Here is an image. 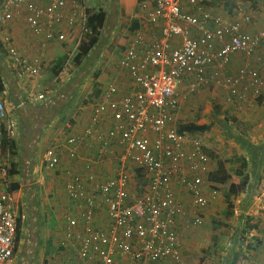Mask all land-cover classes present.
Returning <instances> with one entry per match:
<instances>
[{
	"label": "crops",
	"instance_id": "1",
	"mask_svg": "<svg viewBox=\"0 0 264 264\" xmlns=\"http://www.w3.org/2000/svg\"><path fill=\"white\" fill-rule=\"evenodd\" d=\"M203 1L208 9L228 19L233 16L235 8L243 7L252 16L245 32L264 31V0ZM144 2H148L149 8L154 4L152 0H96V4L90 6L86 3L87 9L103 8L107 23L99 43L79 67L71 63L82 35L79 25L71 26L65 20L49 28L53 34L65 33L67 40L63 42L56 37L48 39V29L36 35L27 23L25 5L15 9L14 18L5 26L0 25V78L4 84L0 99L7 111L4 128L7 130L12 124L16 133L17 177L13 182L17 188L12 190L18 198L20 213L25 217L21 221L20 242L13 264H25V257L19 254L24 241L27 245L37 246L38 238L46 237L42 223L47 214L49 234L45 247L49 240L48 264H64V216L69 212L78 215L83 208V202L70 198L65 189L75 175L94 174L106 178L116 177L123 171L130 176L128 190L133 197L148 191L149 179L141 169L133 163H128L126 168L120 166L123 146L119 141L111 143L107 159L92 166L85 161L100 149L98 139L93 138L91 143L80 147L75 159L67 152L70 138L94 127L103 132L112 127L110 111L101 119L94 117V109L108 95L110 86L118 89L115 99L133 93L136 82L127 70L120 67V59L139 37L141 44L136 50L139 55H144L161 38L163 29L162 22L151 23L145 17ZM3 3L0 2V15ZM230 3L232 12L227 7ZM69 10L70 7L66 10V17ZM134 21L139 27L131 30ZM5 36L11 38L26 58L40 59L43 64L40 75L20 76V69L9 56ZM246 64L260 72L263 87L262 94L253 98L242 111L225 104L226 91L213 81L211 73L207 75L208 83L186 99L184 94H187L191 78L179 86V108L169 128L180 132L181 125L188 129L197 127L195 132L183 133L200 138L210 156V169L203 184V195L210 199V203L201 212L204 219L201 226L186 224L196 215L192 196L183 186L175 187L178 203L183 209V215L178 219L183 264H206L207 261L209 264H235L242 258L246 264H264L260 263L264 260V60L258 62L237 53L224 74L235 75ZM56 67L59 72L54 76ZM97 86L99 94H95ZM50 148H58L61 153V162L55 168H49L45 162L46 151ZM9 159L11 164L10 155ZM241 167H244L243 174L238 175ZM213 191L218 192L215 199L212 198ZM227 195L234 203L232 219L226 217ZM219 212L222 217H218ZM97 224L103 229L109 226L104 208L97 211ZM40 248L38 245L37 249ZM247 249L249 252L244 254ZM215 259H218L217 263Z\"/></svg>",
	"mask_w": 264,
	"mask_h": 264
},
{
	"label": "built area",
	"instance_id": "2",
	"mask_svg": "<svg viewBox=\"0 0 264 264\" xmlns=\"http://www.w3.org/2000/svg\"><path fill=\"white\" fill-rule=\"evenodd\" d=\"M149 1V0H147ZM152 8L144 2L145 17L151 23L163 24L162 36L144 55L133 46L120 59L136 87L132 94L115 99L118 89L110 86L108 95L94 109L95 119L111 112L113 125L106 132L87 129L82 135L67 141L68 155L75 159L79 149L93 138L100 149L85 162L92 166L110 155L113 141L123 146L120 166L133 163L149 179L144 194L129 193L130 176L121 172L116 177L94 174L75 175L65 189L70 198L82 201L78 215L64 216V264H183L178 235V219L183 215L177 199L176 185L183 186L192 196L195 212L187 225L201 226V212L210 199L203 195L205 175L209 172L210 156L200 138L190 137L170 129L179 108V86L191 78L186 99L213 81L226 91L225 104L244 110L262 94L263 79L257 69L246 64L235 75L224 70L232 57L241 53L258 62L264 60V31L245 32L252 16L243 7L234 9L228 19L208 9L203 0H152ZM27 7V23L33 33L40 35L48 29V39L66 41L65 33L53 34L49 28L62 24L79 25L82 33L78 43L88 32L86 28V0H5L2 4L0 25L14 18L15 9ZM70 7L68 17L66 10ZM11 60L20 69L21 77H36L43 70L40 59H28L21 54L9 36H5ZM43 98V96H40ZM6 105L0 99V264H13L18 247L19 223L24 220L18 198L12 190L13 179L9 153H3V140L15 138L11 124L6 130ZM58 148L46 151L49 168L61 162ZM218 195L213 191L212 198ZM104 208L108 228L97 224V211Z\"/></svg>",
	"mask_w": 264,
	"mask_h": 264
},
{
	"label": "trees",
	"instance_id": "3",
	"mask_svg": "<svg viewBox=\"0 0 264 264\" xmlns=\"http://www.w3.org/2000/svg\"><path fill=\"white\" fill-rule=\"evenodd\" d=\"M0 2H4V0H0ZM141 2V1H140ZM230 12L233 11V6L230 3V5L227 6ZM86 28L88 29V32L83 36L72 60L71 63L74 64L76 67H79L91 54L93 49L97 46L99 43V40L101 38V34L103 29L106 26L107 23V13L103 8L100 9H94V8H88L86 10ZM139 27V23L137 21L133 22V25L131 27V30H136ZM59 72V69L56 67L54 70V76H57ZM4 91V84L0 78V93ZM100 90L98 89V86L95 90V94H99ZM197 127L193 128H187L185 125L180 126V133L183 132H195ZM3 150L5 152H8L11 158V166H12V173H16V163L15 160L18 157V147L17 142L14 139L8 140L6 137L3 140ZM245 167V166H244ZM244 167H241L240 170H238V175H242L243 171L242 169ZM224 181V179H223ZM16 185L13 186V190L16 189ZM227 204L228 208L226 211V217L229 219H232L234 217V203L230 201L229 195H227ZM21 223H19L18 228V244L20 242V235H21ZM45 264H48L46 261Z\"/></svg>",
	"mask_w": 264,
	"mask_h": 264
},
{
	"label": "rangeland",
	"instance_id": "4",
	"mask_svg": "<svg viewBox=\"0 0 264 264\" xmlns=\"http://www.w3.org/2000/svg\"><path fill=\"white\" fill-rule=\"evenodd\" d=\"M243 1H245V0H242V2ZM86 3H88V6H90L93 3L96 4V0H86ZM236 3H238V2H236ZM203 111H204V108H203ZM222 212H219L217 214L218 217H222V214H221ZM48 215L49 214H47L46 217H43L44 219H43V223H42L43 230L46 233V237H47V234H49V216ZM216 221H217V219H216ZM46 237H43V238L39 237L38 238L37 246L40 245L41 246L40 249H37V246H32V244L27 245L26 241H24V243L20 245L19 254L22 253L23 256L25 257V264H45L46 261L49 263V255H48L50 252L48 249L49 248V240H48L47 248H46L45 244H46L47 239H48ZM222 239L225 240V238H222ZM222 239H220V240H222ZM33 242H34V240H33ZM219 243H220V241L217 244L219 245ZM252 250H253V248H252ZM247 252H249V249H247L245 252L243 251L244 254H246ZM252 253H253V251H251V254ZM218 254L221 255V252ZM187 255H189V254H187ZM252 256H253V254H252ZM20 257H22V255ZM188 261H191V260H188ZM214 262L217 263L218 259H215ZM243 263L246 264L247 261L242 258V260L240 259V261L238 263H235V264H243ZM260 263H264V260H262V262H260ZM206 264H209V261H207Z\"/></svg>",
	"mask_w": 264,
	"mask_h": 264
}]
</instances>
